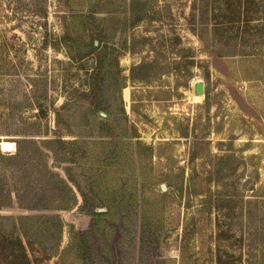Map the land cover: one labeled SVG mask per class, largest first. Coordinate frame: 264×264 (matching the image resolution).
I'll list each match as a JSON object with an SVG mask.
<instances>
[{
    "label": "rangeland",
    "instance_id": "374dc122",
    "mask_svg": "<svg viewBox=\"0 0 264 264\" xmlns=\"http://www.w3.org/2000/svg\"><path fill=\"white\" fill-rule=\"evenodd\" d=\"M185 1L0 0L1 141L55 136L59 109L80 152L71 172L89 209L108 212L86 214L76 190L62 250L74 225L86 258L71 248L43 264H217L219 250L264 264V53L219 50L264 36L216 37Z\"/></svg>",
    "mask_w": 264,
    "mask_h": 264
},
{
    "label": "trees",
    "instance_id": "16d2710c",
    "mask_svg": "<svg viewBox=\"0 0 264 264\" xmlns=\"http://www.w3.org/2000/svg\"><path fill=\"white\" fill-rule=\"evenodd\" d=\"M138 2L141 0H132V4ZM187 8L192 25L201 14L204 20L202 24L208 27L210 34L214 30L213 35L216 37H224L228 30H235L237 36L243 34L242 30H245L244 34H248L255 28L257 34L264 36V0H186L182 2L181 10L186 13ZM154 17L152 14L150 18ZM192 31L195 33L194 28ZM195 34L204 42L200 34ZM95 35V40L100 42L106 37L104 31ZM221 47L220 53H226L229 48L235 47L233 53L251 62L257 60L258 56L262 58L264 53V43L262 46L223 43ZM95 94L94 90V96ZM64 106L65 103L61 109ZM55 113L58 130L55 136L49 137V129H46L37 135L39 138L33 136L15 140L14 152L4 151L0 145V264H43L51 258L62 257L71 248L75 249L79 261L85 259V236L75 231L74 225L70 227L76 240L72 239L69 247L62 250L67 223L61 212L71 211L78 206L76 190L85 197L86 202L80 209L85 210L86 214L95 217L108 214L89 209L82 185L71 172L70 164H79L77 156L80 152L76 148H68L76 144V141L66 140L61 135L69 131V128L64 125L60 110L56 109ZM88 165L90 170L97 172L94 164ZM92 178L87 177L88 181H92ZM100 181V177H94L89 187L95 189L100 186ZM15 203L23 210L21 213L4 212L13 208ZM30 211L37 213H26ZM234 237L235 234H220L218 239ZM216 255L217 264H243L241 254L237 255L234 251L222 253L219 250Z\"/></svg>",
    "mask_w": 264,
    "mask_h": 264
},
{
    "label": "water",
    "instance_id": "95a60500",
    "mask_svg": "<svg viewBox=\"0 0 264 264\" xmlns=\"http://www.w3.org/2000/svg\"><path fill=\"white\" fill-rule=\"evenodd\" d=\"M195 93H196L197 96H204V94H205V84H204V82H202V81L197 82V84L195 86ZM0 145H1L2 149H3V141L0 142ZM4 151H7V150H4ZM161 189H162V191L165 192V191L168 190V187H167L166 184H162L161 185ZM98 211L102 212L104 210L99 209Z\"/></svg>",
    "mask_w": 264,
    "mask_h": 264
},
{
    "label": "bare ground",
    "instance_id": "6f19581e",
    "mask_svg": "<svg viewBox=\"0 0 264 264\" xmlns=\"http://www.w3.org/2000/svg\"><path fill=\"white\" fill-rule=\"evenodd\" d=\"M15 143L13 141H3V149L10 151L14 149Z\"/></svg>",
    "mask_w": 264,
    "mask_h": 264
}]
</instances>
